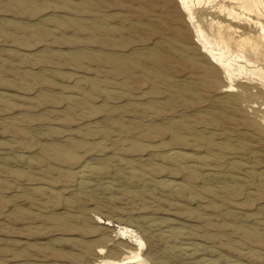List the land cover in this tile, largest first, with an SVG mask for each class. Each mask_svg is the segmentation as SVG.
I'll return each instance as SVG.
<instances>
[{
  "label": "rangeland",
  "instance_id": "obj_1",
  "mask_svg": "<svg viewBox=\"0 0 264 264\" xmlns=\"http://www.w3.org/2000/svg\"><path fill=\"white\" fill-rule=\"evenodd\" d=\"M208 1L0 0V264H264V51L227 93Z\"/></svg>",
  "mask_w": 264,
  "mask_h": 264
},
{
  "label": "bare ground",
  "instance_id": "obj_2",
  "mask_svg": "<svg viewBox=\"0 0 264 264\" xmlns=\"http://www.w3.org/2000/svg\"><path fill=\"white\" fill-rule=\"evenodd\" d=\"M178 1L181 5H183V7L189 8L190 11L193 10V0H178ZM201 1L202 0H197V3L200 4ZM211 1L212 0H209L208 3H210ZM230 2L233 4H236L232 6L231 8H228L229 19L236 25L235 24L233 26L223 25L220 22L212 21L210 23V28L212 31L213 38H209L210 36L206 34V32L204 31V29L202 28L200 24L197 25L198 29L196 31L197 38L200 41H203L204 43H206L208 45L207 46L208 48H211L209 51L211 53L210 59L209 57L208 59L211 60L213 64L219 66L220 69H223L225 75L227 76L229 80V84L225 86L226 87L225 91H227V93L237 91L236 87L233 84L234 79H236L237 77L243 76L244 73L247 74L249 72L250 74H254L256 71L257 72L261 71V69H257V66H255V62L257 63V61H255L254 58L259 57L264 51V21H263L264 20V0H230ZM180 4H179V7H181ZM236 7H238V9H236ZM190 18L191 19L194 18L193 13H192V16H190ZM242 19L245 20L246 25L252 26L253 28L257 29L258 32L251 33L250 31H246V29L243 26L239 25L240 23H242L241 22ZM216 46L219 47L222 52L221 51L217 52V49L213 48ZM247 65H249L250 68H248ZM249 90H251V87ZM261 92H262V89H261ZM239 96L240 95H238L237 97L239 98ZM185 158L189 160L190 157L187 156V154L185 155L181 153L180 151L171 152V159L178 166H180V164L185 163L184 162ZM200 162L202 161L200 160ZM244 167H247V166L240 165V167L238 168L244 169ZM99 171H102V170L97 169L96 167L92 165L84 167L83 170L79 172L81 179L83 178L81 181V184H83L86 188L90 187L92 184L85 181L84 179H88V178L91 179L90 177L98 174ZM246 172L248 174V170H246ZM142 177L144 178V176ZM260 177L263 179L264 174L262 173ZM236 178L237 177H235V179ZM263 182H264V179H263ZM179 185L180 184H178L177 182H173V181L169 182V184H167V187L169 190L168 189H165V190L168 191L170 194H172L174 190H177L179 188ZM161 232L164 233L161 236L163 240H165L169 244H175L176 246L175 248H177L178 250L181 247V249L186 250L187 252H191L192 254L198 251L196 247L194 246L191 247L190 245L191 242H189L191 238L186 233V231L176 230L170 226H166V227H162ZM123 233L125 234L127 233V231H123ZM184 255L186 256L187 254H184ZM119 258H115V259H119ZM139 258H141V253L136 252L131 257H128L122 260H116L113 264H137V261H139ZM208 262H209L208 264H216L214 261H211V260H208Z\"/></svg>",
  "mask_w": 264,
  "mask_h": 264
}]
</instances>
